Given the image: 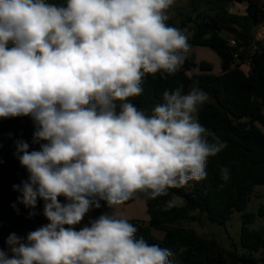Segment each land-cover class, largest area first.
<instances>
[{"label":"clouds","instance_id":"obj_1","mask_svg":"<svg viewBox=\"0 0 264 264\" xmlns=\"http://www.w3.org/2000/svg\"><path fill=\"white\" fill-rule=\"evenodd\" d=\"M172 3L0 0V118L31 116L33 143L46 141L31 152L16 142L29 177L13 188L27 208L43 200L49 221L26 241L10 234L0 264H171L168 249L137 239L115 214L73 226L100 201L111 208L137 192L156 199L206 179L208 159L227 147L198 121L202 89L165 91L151 116L127 102L146 74L173 75L184 62L188 38L166 24Z\"/></svg>","mask_w":264,"mask_h":264},{"label":"trees","instance_id":"obj_2","mask_svg":"<svg viewBox=\"0 0 264 264\" xmlns=\"http://www.w3.org/2000/svg\"><path fill=\"white\" fill-rule=\"evenodd\" d=\"M46 2L66 6L67 0ZM235 2L246 3L245 15L232 13ZM202 6L207 10L202 11ZM190 7L196 12L195 19L190 17L187 21L195 24L194 35L182 66L173 75L146 74L142 93L127 102L151 116L155 106L163 103L165 91H174L180 84L184 94L193 87L202 89L211 101L199 108L198 121L226 141L227 147L208 159L206 179L170 188L166 195L149 199L148 225L139 221L129 223L136 227L137 239L142 237L148 244L168 249L172 253L171 264H238L246 260L264 264V228H250L258 217L264 218V205L258 213H246L255 188L264 187V41L257 42L254 36L256 27L264 22V3L262 0H191ZM166 24L177 28L173 18ZM183 25L187 26L185 22ZM229 38H235L244 49L241 62L235 60ZM194 47L213 50L222 62V73L212 74L213 67L208 62L197 64L191 53ZM247 58L250 67L243 66ZM197 66L202 73L191 74ZM243 68H248V72ZM35 130L31 116L0 118V249L4 251L8 249L6 241L10 234L15 233L26 241L30 232L49 223L43 215V200L38 199L34 209L27 208L18 200L21 193L13 188L29 177L16 155V142H27L29 152L39 151L40 144L46 143H33ZM225 167L229 169L227 181L221 178V169ZM175 198L183 203L174 204ZM58 199L66 202L63 196ZM131 201L133 197L126 202ZM100 204L92 209L91 220L110 213L105 201ZM235 212L243 213L242 253L235 244L227 250L215 238L201 236L189 227L201 223L205 216L212 225L225 226ZM153 230L164 232V238L158 239Z\"/></svg>","mask_w":264,"mask_h":264},{"label":"rangeland","instance_id":"obj_3","mask_svg":"<svg viewBox=\"0 0 264 264\" xmlns=\"http://www.w3.org/2000/svg\"><path fill=\"white\" fill-rule=\"evenodd\" d=\"M191 0H173L171 6L166 10V14L169 18L175 20L176 26L180 29L188 38V44L191 41L194 35V23L188 24V19L191 17L195 19L196 12L190 7ZM244 4L235 2L233 4V13L242 14L244 13ZM202 11L207 10L205 6L200 7ZM183 22L186 23V27L183 25ZM191 53L196 59V63L200 64L205 61L212 65L213 72L220 71V58L219 56L209 48H194ZM200 57H202L200 59ZM219 70V71H218ZM200 67H193L191 74H201ZM211 101V98L208 96L206 102ZM198 118V113L196 114ZM149 198L143 192H137L133 196V201L124 202L120 205L110 208L109 214H115L118 218L126 219L129 221H139L141 223L147 222L150 218L147 209V203ZM183 202L179 198H175L174 204L181 205ZM264 205V187L258 186L255 188L254 194L252 195L251 201L249 203L246 213H258V210L261 206ZM93 217L92 209L85 215L83 220L79 225L74 228V230L79 231L85 226H90V220ZM190 228L195 230L199 235L206 238H215L219 244L227 249H232V244H235L240 253L243 252V249L240 245L241 232L243 227V213L235 212L231 220L225 226H216L212 225L207 217H203L201 223H193L189 225ZM252 230H260L264 228V218L258 217L255 222L250 225ZM155 236L160 239L163 237L164 233L160 231H155ZM8 252V249L5 250ZM9 255L11 253L9 252ZM259 258V256H258Z\"/></svg>","mask_w":264,"mask_h":264},{"label":"crops","instance_id":"obj_4","mask_svg":"<svg viewBox=\"0 0 264 264\" xmlns=\"http://www.w3.org/2000/svg\"><path fill=\"white\" fill-rule=\"evenodd\" d=\"M262 2L264 3V0H262ZM241 4H244L245 5V7H244V13H242V14H238V15H245L246 14V7H247V5H246V3H241ZM232 9H233V7H232ZM232 13H233V11H232ZM233 14H236V13H233ZM262 24H260L258 27H256V29L254 30V36H255V41H264V36L262 37L261 36V29H262ZM194 48H203V47H194ZM193 48V49H194ZM202 57H200V59H201ZM203 62H205V61H203ZM243 70L245 71V72H248V68H243ZM219 71V70H218ZM222 73V62H221V60H220V71L219 72H213L212 71V74H214V75H220ZM149 222H150V218H149V220L147 221V222H144L146 225H148L149 224ZM155 231H158V230H153V234L155 235ZM160 232H162V231H160ZM164 233V232H163ZM164 236H165V234L163 235V237L162 238H160V239H163L164 238Z\"/></svg>","mask_w":264,"mask_h":264},{"label":"built area","instance_id":"obj_5","mask_svg":"<svg viewBox=\"0 0 264 264\" xmlns=\"http://www.w3.org/2000/svg\"><path fill=\"white\" fill-rule=\"evenodd\" d=\"M262 29H261V36H264V22L262 23ZM228 44L231 48L235 49L234 52V58L237 62H241V56L243 55V48L239 47L238 41L235 38H229L228 39ZM243 66L245 67H250V59H246L245 61H243Z\"/></svg>","mask_w":264,"mask_h":264},{"label":"water","instance_id":"obj_6","mask_svg":"<svg viewBox=\"0 0 264 264\" xmlns=\"http://www.w3.org/2000/svg\"><path fill=\"white\" fill-rule=\"evenodd\" d=\"M238 264H256V263L253 262V261H250V260H246V261H242V262H240Z\"/></svg>","mask_w":264,"mask_h":264}]
</instances>
